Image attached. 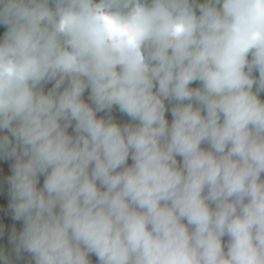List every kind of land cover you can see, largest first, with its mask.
I'll return each mask as SVG.
<instances>
[{
    "label": "clouds",
    "instance_id": "1",
    "mask_svg": "<svg viewBox=\"0 0 264 264\" xmlns=\"http://www.w3.org/2000/svg\"><path fill=\"white\" fill-rule=\"evenodd\" d=\"M0 25L18 258L264 264V0H0Z\"/></svg>",
    "mask_w": 264,
    "mask_h": 264
},
{
    "label": "flooded vegetation",
    "instance_id": "2",
    "mask_svg": "<svg viewBox=\"0 0 264 264\" xmlns=\"http://www.w3.org/2000/svg\"><path fill=\"white\" fill-rule=\"evenodd\" d=\"M3 26L4 25H0V29H2ZM3 33H4V31L0 32V37L3 36ZM53 85H54V81L46 83L44 85V88H46V90H44V92L47 93V91L49 89H51L53 87ZM84 101L85 102L88 101V103L91 105V101L88 98H84ZM92 106H94V105H92ZM107 113H109V114H107ZM100 115L101 116L105 115L104 116L105 120L111 118V120H113V121L115 120L117 122H119L118 120L123 121L122 117L127 116L126 114L121 113L119 111L118 107H116V106H114L111 109V111L105 110V111L100 112ZM120 125H122V123H120L119 126ZM4 130L6 132V129H4ZM4 130H0V136L8 135L9 139L12 140L14 143V138L11 136V134L8 131L6 133H4ZM72 133L75 134V132H72ZM129 163H131V162L128 161L127 164H129ZM14 164H15V158H10L7 156H0V233L2 234V235H0V249H1L0 252H3L2 245L7 244L4 241H7L8 243H11L12 246H14L12 241H11L13 229L15 230L16 234L18 235L19 234V227L23 228V226H24L23 220H16V219H14V217L10 218L9 220H2L1 219V213L4 211V208L8 207L11 209V207H10V205H11L10 184L8 183V179L12 175V168H13ZM43 180H44V176L39 175L38 176V183H37L38 188L43 187ZM20 225H22V226H20ZM7 245H9V244H7ZM7 247L10 248V246H7ZM89 261L93 262V260H89Z\"/></svg>",
    "mask_w": 264,
    "mask_h": 264
},
{
    "label": "crops",
    "instance_id": "3",
    "mask_svg": "<svg viewBox=\"0 0 264 264\" xmlns=\"http://www.w3.org/2000/svg\"><path fill=\"white\" fill-rule=\"evenodd\" d=\"M199 2H203V0H199ZM253 75L258 77V72H254ZM190 87L198 88V87H200V83L199 82H193V84H191ZM258 95H259V98L261 99V101L264 102V92H260ZM174 104H175V101H171V102L170 101H168V102L165 101V105H166L165 118H166V120L168 121L169 124H171L172 119H173L172 115H171V108L174 106ZM195 106L196 105L194 104V107ZM98 118H103L104 119V117H98ZM122 118H123V121H121V120H118L119 122H117L115 120L114 121L112 120V121L114 123L118 124V125L120 123H122V125H120L121 127L123 125H125V124L138 123L136 121H132L131 118L127 117V116L126 117H122ZM201 146L204 147V148H207L206 144H202ZM176 158H177L178 163H180L182 158L179 157V156H177ZM128 161L131 162V163L128 164L130 166L132 164V161H131L130 158L128 159ZM261 179L264 180V173L261 174ZM13 215H14L13 210L7 207V208H4V211L1 213V219L2 220H9L10 218L14 217ZM184 222L186 223V221H184ZM20 226H22V225H20ZM22 230H23V228L19 227V233ZM0 235H2V234L0 233ZM228 240H229V237H227V236L222 238V244L225 245V251L227 250L226 245L228 243ZM4 242H6L9 245H7V244H3L2 245L3 253L6 256L9 257V259L12 262V264H34V259H33L32 255L30 253L21 252V254H20L19 258H18L16 253H15V251H14V246H12L11 243H8L7 241H4ZM7 246H10V248H8ZM0 251H1V249H0ZM88 259L89 260H93V262H90V264H99V260L95 256V254H89L88 255Z\"/></svg>",
    "mask_w": 264,
    "mask_h": 264
},
{
    "label": "rangeland",
    "instance_id": "4",
    "mask_svg": "<svg viewBox=\"0 0 264 264\" xmlns=\"http://www.w3.org/2000/svg\"><path fill=\"white\" fill-rule=\"evenodd\" d=\"M3 27H4V28H3ZM3 27H2V29H0V32H1V31H4V32L6 31V26H3ZM1 36H2V35H1ZM54 83H55V82H54ZM44 85H45V84H44ZM44 85H42V90H43V91L46 90V88H44ZM88 97H89V91L86 90L85 93L83 94V97H82V98L84 99V98H88ZM86 102L88 103V101H86ZM166 102H168V101L166 100ZM107 114H109V113H107ZM98 116H99V117H104L105 115H102V116H101V115H100V112H99V113H97V117H98ZM74 123H75V122L73 121V122H72V125L67 129L69 135H75L74 133H72V132H74ZM7 131H8V130H6V132H7ZM6 132H5V130H4V133H6ZM12 139H13V138H12ZM14 143H15V141H14Z\"/></svg>",
    "mask_w": 264,
    "mask_h": 264
}]
</instances>
